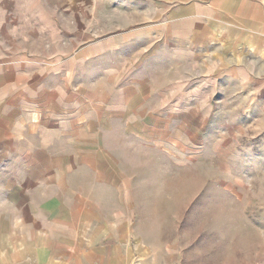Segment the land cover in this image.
<instances>
[{
	"label": "rangeland",
	"instance_id": "1",
	"mask_svg": "<svg viewBox=\"0 0 264 264\" xmlns=\"http://www.w3.org/2000/svg\"><path fill=\"white\" fill-rule=\"evenodd\" d=\"M114 3L127 9L115 14L124 21L139 6V29L101 26L90 36L93 58L68 62L75 76L42 77L48 100L76 105H99L100 92L116 86L143 92L140 107L123 112L137 111L148 124L136 132L124 126L123 134L108 126L107 163L116 180L95 195L106 244L122 248L125 264H264V48L255 54L246 30L232 25L242 19L213 11V0ZM42 4L0 0V38L31 45L47 37L49 16L63 20ZM152 6L155 16L147 18ZM123 31L140 40L117 43L112 37ZM252 58L263 60L252 67ZM235 64L256 75H237Z\"/></svg>",
	"mask_w": 264,
	"mask_h": 264
},
{
	"label": "crops",
	"instance_id": "2",
	"mask_svg": "<svg viewBox=\"0 0 264 264\" xmlns=\"http://www.w3.org/2000/svg\"><path fill=\"white\" fill-rule=\"evenodd\" d=\"M114 1L45 0L42 5L55 7L63 20L49 16L43 25L51 30L47 37H38L31 45L19 37L12 43L7 36L0 38V264H125L122 248L106 244L107 220L100 215L101 201L95 195L101 185L108 190L116 180L112 174L117 169L107 163L108 126H119L123 134L124 126L136 132L149 123L137 111L128 117L123 112L138 109L143 92L116 86L100 92L99 105H76L64 98L48 100L42 81L46 75L75 76V65L68 62L93 58L90 36L101 26L125 32L139 29V6L130 8L132 19L127 15L125 21L117 20V10L127 9ZM211 5L213 11L218 8L234 20L242 19L232 25L246 30L245 42L257 46L255 54L261 57L264 0H213ZM22 6L28 7L27 1ZM146 13L154 18L155 6ZM227 25L232 27L231 22ZM112 38L121 45L140 40L124 31ZM109 51L119 49L104 53ZM261 60L252 58L251 66ZM234 69L245 78L256 75L246 66L235 64ZM95 136L97 144L92 145ZM92 148L102 159L100 165L93 163Z\"/></svg>",
	"mask_w": 264,
	"mask_h": 264
}]
</instances>
